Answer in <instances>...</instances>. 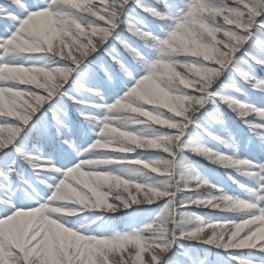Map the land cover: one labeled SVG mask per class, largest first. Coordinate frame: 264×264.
<instances>
[{"label": "snow or ice", "instance_id": "snow-or-ice-1", "mask_svg": "<svg viewBox=\"0 0 264 264\" xmlns=\"http://www.w3.org/2000/svg\"><path fill=\"white\" fill-rule=\"evenodd\" d=\"M258 69L264 0H0V264H264V107L237 95L241 83L264 94ZM222 104L256 159L189 139L235 150ZM84 124L96 135L87 147L74 138ZM146 151L157 155H136ZM190 155L254 165L253 198L225 193ZM75 205L101 210L96 220L131 209L144 222L85 234L66 226ZM198 208L256 211L213 221Z\"/></svg>", "mask_w": 264, "mask_h": 264}, {"label": "trees", "instance_id": "trees-1", "mask_svg": "<svg viewBox=\"0 0 264 264\" xmlns=\"http://www.w3.org/2000/svg\"><path fill=\"white\" fill-rule=\"evenodd\" d=\"M20 57V56H19ZM21 60H24V62H29V63H43L45 60H47L46 56L43 55H39V56H32L29 57L27 55H21ZM258 73L261 75H264V70H259L258 69ZM68 86V85H66ZM247 88V87H246ZM73 91H75V89H73ZM246 101H252L250 103L254 104V102H256L255 105L260 106L261 104H264V94L257 92V91H252L251 89L247 88V96L245 97ZM261 103V104H260ZM66 107V104H65ZM37 115H39V113H37ZM232 116V115H231ZM235 122L239 123L240 126L236 125V123H233L231 126L235 127H240L241 129H246V126L243 125L239 119L237 117H235ZM214 124V126H213ZM211 125V130L217 133H222V128L220 127V125H217L215 123H213ZM227 127L228 129L231 128ZM203 134V133H202ZM251 135V134H250ZM204 136H206L208 139H210V147H213L215 150L220 148L222 143H219L213 139H211L209 136H207L206 134H204ZM223 145V144H222ZM211 148V149H213ZM243 152H250L254 155H256L253 151H251L250 147H247V145H244L243 147ZM157 153L155 152H137L136 155L138 156H142L145 159H149V158H154L156 156ZM114 155V154H113ZM214 163V162H213ZM211 164V163H210ZM109 168H111L112 170H118L119 169V165H115L113 164L112 166H108ZM211 168H215L212 167ZM231 168V167H230ZM210 166L209 165H204L203 167H201V171L200 174L203 176V173H212L210 172ZM217 171H219V173L223 174V177L225 178V180L227 181L228 185H227V189L228 190H234V191H242V188L233 181V179H230V176L232 177H237L235 178L236 181H238L240 184L241 181L240 179L242 178V173L239 174L237 170H228L226 171L225 169L223 171H220L219 169H217ZM243 171V170H242ZM241 172V171H239ZM204 177V176H203ZM206 177V176H205ZM137 179L143 181L146 179V177L143 174H137ZM212 183V182H211ZM221 183V180L218 182ZM215 185H218L217 183H212ZM220 186V185H219ZM221 188H224L223 186H220ZM224 191V190H223ZM144 207H148V206H144ZM151 207H155V205L151 206ZM206 209L204 208H198L195 209V211H198L200 214V216L212 220V219H218L220 216L219 214L214 213V211L212 209H207V211H205ZM246 212L247 210H241ZM241 211L238 213L237 216H239L241 214ZM230 211L226 212V216L229 214ZM93 213H95L96 215H100L101 212L92 210L90 211L88 214H84L79 218H72V222L73 223H78V224H88V227L86 228L87 230H90L91 232H93L94 234H110L112 231H119V230H128L129 226L135 227L138 226L139 223L144 222V217L143 216H137L134 220L130 219L131 216V209L128 210H121L119 212L116 213H110V212H104L103 215L101 216V220H103V223H101V220H96L95 216L92 215ZM217 216V217H216ZM150 218V217H149ZM186 243H193L192 241H188Z\"/></svg>", "mask_w": 264, "mask_h": 264}, {"label": "rangeland", "instance_id": "rangeland-1", "mask_svg": "<svg viewBox=\"0 0 264 264\" xmlns=\"http://www.w3.org/2000/svg\"><path fill=\"white\" fill-rule=\"evenodd\" d=\"M19 61V60H18ZM19 62H21V61H19ZM242 84V83H241ZM240 86H244L245 88L247 87L246 85H240ZM66 87H68V86H66ZM114 94H116V93H114ZM238 95V98L239 99H241V100H243V98H242V96H239V94H237ZM112 97L113 96H111L110 98H107V100L109 101L108 103H111L113 100H112ZM106 98H104V99H106ZM99 103V102H98ZM69 105H70V102H69ZM219 111H220V114H221V117H224L225 115H227L226 114V112L227 111H230L229 109H228V107L226 106V105H220V108H219ZM230 112H232V111H230ZM227 118H228V116H226ZM139 127H143L144 128V130L146 131V132H148V133H151L153 130L152 129H150V128H147V127H145V126H139ZM92 135H93V138H96V135H95V133H92ZM192 142H195V143H200V144H203L204 146H206V147H208L209 145H210V141H209V139L208 138H206V136H204L202 133H200L199 135H193V136H191L190 138H189ZM233 139H234V142H235V150H237L238 149V142H237V136H233ZM91 144V143H90ZM89 144H87V145H85V144H83V145H80L81 147H87ZM226 146V145H225ZM209 148V147H208ZM213 148V147H212ZM226 148H227V150H230V151H226V152H223L222 150H218L220 153H223V154H228V155H232L233 157H235V150H233L232 148H228L227 146H226ZM157 155V154H156ZM189 160L191 161V163L193 164V166L199 171V169H200V166H199V164H202V165H210L211 166V164L210 163H212V164H214L215 166H219V167H222L223 166V164H219V163H213L211 160H209V159H207V158H205V157H202V156H196V155H190L189 156ZM225 166H227V169H229L230 168V166H231V163H225L224 164ZM109 166H112V165H109ZM214 166V167H215ZM108 167V166H107ZM233 167L234 168H237V166L236 165H233ZM42 168H44L43 170H45L46 172H52L53 170L51 169V168H49V167H42ZM217 168V167H216ZM213 171H216L215 169H213ZM42 187H44L43 185H42ZM248 200H251L252 198L251 197H248L247 198ZM65 203H69V204H71L72 202H65ZM75 208H76V211L75 212H73V214L72 215H69V216H67V220H68V224L66 225V226H74V227H77V228H79L81 225H83V224H81V225H74V224H72L71 222V220H72V218L74 217V218H79V217H81L82 215H84V214H88L90 211H92V210H95V211H98V212H101V210H97V209H83V206H80V205H75ZM204 209H206L205 211H207V209L208 208H204ZM61 211H63V210H61ZM198 214H200L198 211H196ZM240 211H235L234 213H236V214H238ZM222 216H224V214H221ZM214 221V220H213ZM84 226H86V228L88 227V224L87 223H85L84 224ZM19 227L20 228H23L24 227V220H23V218L20 220V224H19ZM86 228L84 229V230H86ZM15 231V230H14ZM85 232V234H88L86 231H84ZM60 234L58 233V236H59ZM257 235H258V238H264V228H261L260 230H258V233H257ZM49 257L51 258L52 257V251H51V247L49 248Z\"/></svg>", "mask_w": 264, "mask_h": 264}]
</instances>
